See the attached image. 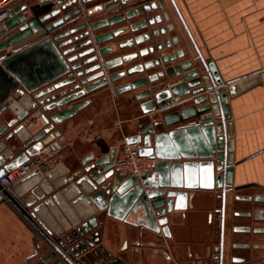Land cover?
I'll return each mask as SVG.
<instances>
[{"label": "water", "instance_id": "water-1", "mask_svg": "<svg viewBox=\"0 0 264 264\" xmlns=\"http://www.w3.org/2000/svg\"><path fill=\"white\" fill-rule=\"evenodd\" d=\"M96 1L41 0L39 5L52 3L51 8L23 5L8 12L0 27V178L44 147L60 150L57 127L89 100L55 112L57 107L105 88L117 95L138 91L139 109L153 121L125 144L136 147L132 154L157 159L156 170L140 178L114 172L111 148L107 156L85 157L73 171L60 164L46 174L34 170L6 189L0 185V206L25 224L34 247L29 259L37 264L131 262L98 245L104 211L136 237L138 248L130 255L158 247L155 254L166 264H208L210 248L202 256L196 246L191 255L179 236L185 233L186 210L195 214L193 194L202 190L219 191L224 230L226 195L235 190L228 103L241 90L237 82L223 83L191 33L192 53L171 51L179 42L165 38L173 25L156 26L170 21L169 5L184 25L174 0H112L122 7L120 14L96 24L78 22L90 13L85 6ZM154 11L160 13L148 16ZM121 23L126 27L94 33ZM124 34L130 37L120 38ZM255 82L249 79L246 87Z\"/></svg>", "mask_w": 264, "mask_h": 264}, {"label": "crops", "instance_id": "crops-1", "mask_svg": "<svg viewBox=\"0 0 264 264\" xmlns=\"http://www.w3.org/2000/svg\"><path fill=\"white\" fill-rule=\"evenodd\" d=\"M41 0H17L11 9L25 5L27 9L47 11L52 3L39 5ZM189 31L204 58L214 62L224 84L237 82L241 92L229 100L230 122L233 130V190L226 195V233L233 225L246 223L245 218L234 216L235 211L246 210V204L235 202L234 195L264 194V0H174ZM25 14V12H22ZM157 14V12H152ZM166 35L165 38H168ZM10 47L7 50H11ZM39 66V65H36ZM44 66V65H42ZM256 82L246 87L249 79ZM122 80L118 84L124 83ZM226 86V85H225ZM114 94L109 88L62 106L55 112L89 100V104L57 127L63 138L59 154L62 163L71 171L89 155L95 159L107 156L114 148V160L125 155L126 138L136 135L140 127L153 119L144 116L134 94ZM49 95L42 97L48 98ZM35 130V129H34ZM88 136L84 141L83 135ZM58 140V138H57ZM135 148V146H134ZM49 150L44 147L41 151ZM216 189L195 191L190 204L195 214L184 226L180 242L191 241L205 248L217 241L216 212L220 198ZM188 202V205H190ZM214 215L213 224H206L208 215ZM102 215L99 231L100 248L111 256H122L125 264H166L160 255L141 249L142 254L130 255L136 237L129 236L126 226L113 217ZM86 218V217H85ZM32 236L25 224L6 206H0V264H36L30 258L34 252ZM41 246V245H40Z\"/></svg>", "mask_w": 264, "mask_h": 264}, {"label": "flooded vegetation", "instance_id": "flooded-vegetation-1", "mask_svg": "<svg viewBox=\"0 0 264 264\" xmlns=\"http://www.w3.org/2000/svg\"><path fill=\"white\" fill-rule=\"evenodd\" d=\"M96 6H101L100 9H94ZM121 6L118 3H112V0H100L90 4L89 7L85 6L86 12H90L87 16L82 17V19L78 22L88 21L89 24H96L107 20L113 16L120 14ZM166 12H168V16L170 18L169 22H164L158 24L157 28L166 27L169 25H173L174 29L172 32L167 33L169 35L168 38L177 37L178 44L172 48L171 51L177 49H184L185 51L191 53L193 52L191 43L188 38H190V31L188 26L184 21V25L180 23L178 20L174 9L169 5L167 6ZM155 12V11H154ZM159 14V11H156ZM156 14H149L148 16H152ZM142 17L134 19L135 21L140 20ZM184 20V19H183ZM132 22V21H129ZM126 27V23L117 24L114 26H108L105 28H99L94 33L105 34L107 32H111L112 30L118 28L123 29ZM189 36H188V34ZM129 34L121 35L120 38H128ZM166 37V36H165ZM104 46H111L110 43H106ZM237 190V189H235ZM234 190V191H235ZM235 202L238 204L243 203L246 204V210L244 211H235L234 216L245 218L246 223L242 225H233L229 231V234L226 233V228L229 223H227L226 218V204L224 209V230L221 233V203L218 208L215 210L216 212V233H217V241L214 247L210 250L208 254V264H264V194H252V195H234ZM190 210H186L185 218H184V226L187 225V220L190 217ZM239 214V215H236ZM214 215L212 212L208 215L206 224H213ZM207 227L205 228L207 232ZM247 228V231H235L234 229ZM234 230V231H233ZM149 242L157 243L156 239H148ZM190 246V254H194V250L196 246L203 247L202 244L198 242L191 241ZM158 247L146 248V251L152 252L153 255L157 252ZM200 255L204 256L206 253L197 252ZM199 255V256H200ZM38 263V260H37ZM36 263V264H37ZM29 264V263H28Z\"/></svg>", "mask_w": 264, "mask_h": 264}, {"label": "built area", "instance_id": "built-area-1", "mask_svg": "<svg viewBox=\"0 0 264 264\" xmlns=\"http://www.w3.org/2000/svg\"><path fill=\"white\" fill-rule=\"evenodd\" d=\"M17 0H0V27L8 20V12ZM63 139L58 138L59 144ZM134 146H127L125 155L114 164L113 170L121 175L134 176L140 178L145 174H151L156 170L158 160L146 156L132 154ZM58 151L46 150L36 153L28 158L14 170L10 171L4 177L0 178V185L3 189L10 187L12 184L25 177L34 170H39L43 174L53 170L59 163Z\"/></svg>", "mask_w": 264, "mask_h": 264}, {"label": "rangeland", "instance_id": "rangeland-1", "mask_svg": "<svg viewBox=\"0 0 264 264\" xmlns=\"http://www.w3.org/2000/svg\"><path fill=\"white\" fill-rule=\"evenodd\" d=\"M62 139H63V138H62ZM81 139H83L84 141H87L89 138H88V136H86V134H85V135L82 136ZM63 143H64V140L61 142V144H63ZM61 144H60V146H61V148H62L63 145H61ZM61 148H60V149H61ZM57 151H58V152H57V155H58V157H59V159H60V163H59L58 165H60V164H63V163H62V159H61L60 154H59V151H60V150H57ZM58 165H57V166H58ZM57 166H56V167H57ZM56 167H55V168H56ZM49 172H50V171H49ZM29 234H30V233H29ZM30 237H31V234H30Z\"/></svg>", "mask_w": 264, "mask_h": 264}]
</instances>
